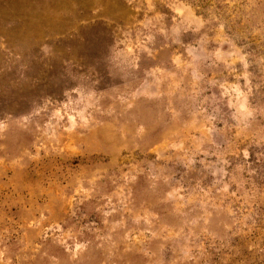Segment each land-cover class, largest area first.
Returning <instances> with one entry per match:
<instances>
[{
    "label": "rangeland",
    "instance_id": "1",
    "mask_svg": "<svg viewBox=\"0 0 264 264\" xmlns=\"http://www.w3.org/2000/svg\"><path fill=\"white\" fill-rule=\"evenodd\" d=\"M0 264H264V0H0Z\"/></svg>",
    "mask_w": 264,
    "mask_h": 264
}]
</instances>
